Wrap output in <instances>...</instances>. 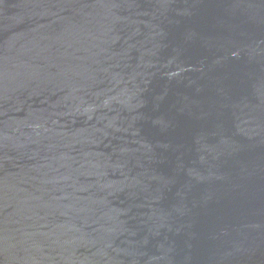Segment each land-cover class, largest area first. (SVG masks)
Listing matches in <instances>:
<instances>
[{"label":"water","instance_id":"95a60500","mask_svg":"<svg viewBox=\"0 0 264 264\" xmlns=\"http://www.w3.org/2000/svg\"><path fill=\"white\" fill-rule=\"evenodd\" d=\"M0 264H264V0H0Z\"/></svg>","mask_w":264,"mask_h":264}]
</instances>
